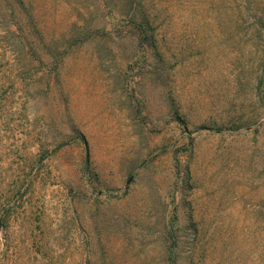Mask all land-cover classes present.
Segmentation results:
<instances>
[{
    "label": "rangeland",
    "instance_id": "1",
    "mask_svg": "<svg viewBox=\"0 0 264 264\" xmlns=\"http://www.w3.org/2000/svg\"><path fill=\"white\" fill-rule=\"evenodd\" d=\"M0 264H264V0H0Z\"/></svg>",
    "mask_w": 264,
    "mask_h": 264
}]
</instances>
